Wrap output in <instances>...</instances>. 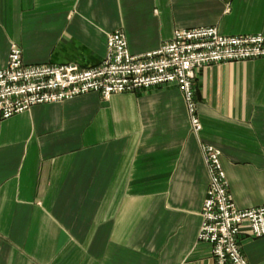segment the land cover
Returning a JSON list of instances; mask_svg holds the SVG:
<instances>
[{
    "label": "crops",
    "instance_id": "obj_1",
    "mask_svg": "<svg viewBox=\"0 0 264 264\" xmlns=\"http://www.w3.org/2000/svg\"><path fill=\"white\" fill-rule=\"evenodd\" d=\"M199 26L264 34V0H0V69L12 45L27 64L89 67L114 30L136 55ZM194 90L197 133L174 84L0 117V264H215L197 239L200 141L220 150L236 207L264 205V57L207 66ZM241 232L264 264V236Z\"/></svg>",
    "mask_w": 264,
    "mask_h": 264
},
{
    "label": "built area",
    "instance_id": "obj_2",
    "mask_svg": "<svg viewBox=\"0 0 264 264\" xmlns=\"http://www.w3.org/2000/svg\"><path fill=\"white\" fill-rule=\"evenodd\" d=\"M264 57V34L222 35L214 26L177 29L156 50L132 54L125 33L106 36V52L96 65L27 64L18 46L10 47L0 69V117L8 118L34 105L63 101L89 92L108 99L113 93L138 92L166 84L183 94L193 133L201 130L194 82L207 66ZM208 173L197 239L211 247L215 264H250L241 249L242 226L250 236H264V205L239 209L228 190L220 150L200 141Z\"/></svg>",
    "mask_w": 264,
    "mask_h": 264
}]
</instances>
